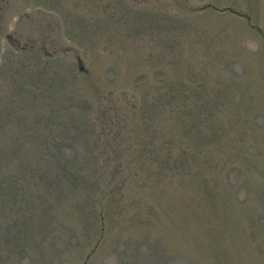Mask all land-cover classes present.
I'll use <instances>...</instances> for the list:
<instances>
[{
    "label": "rangeland",
    "instance_id": "374dc122",
    "mask_svg": "<svg viewBox=\"0 0 264 264\" xmlns=\"http://www.w3.org/2000/svg\"><path fill=\"white\" fill-rule=\"evenodd\" d=\"M0 264H264V0H0Z\"/></svg>",
    "mask_w": 264,
    "mask_h": 264
},
{
    "label": "trees",
    "instance_id": "16d2710c",
    "mask_svg": "<svg viewBox=\"0 0 264 264\" xmlns=\"http://www.w3.org/2000/svg\"><path fill=\"white\" fill-rule=\"evenodd\" d=\"M171 97H173V95H171ZM116 103H114L115 105ZM132 108H136V107H131L130 105L125 106L124 110L121 113L123 118H126L127 115L131 112ZM175 107L173 106H158V105H153V106H142V107H137L136 111L134 112L136 114H141L144 116L145 120H147V123L144 127H139L138 129L140 130V135H138L137 137H139L142 142L139 141H135L134 143H132V146L136 145V144H147L149 148H155V150H157L159 152V154H157V156H155L154 150H150L149 153L150 157L149 159L156 161L158 159L159 163L162 166L166 165V168L170 169L171 167V159L174 155L172 146L168 143L167 140H156V137L151 133V131H154L153 126L157 124V120L158 118L162 115H166L167 117H175ZM154 113V114H153ZM115 123V122H114ZM128 123L126 124H121L122 127H119V122L117 121V125L114 126V128L116 127V129H118V135L121 136V138H123L124 141L129 140L127 134L124 135L123 131L125 128H128ZM120 129L122 131V133H120ZM159 138V137H158ZM157 141V142H156ZM110 143V142H109ZM108 143V144H109ZM110 145V144H109ZM159 149V150H158ZM163 155V158L160 157V155ZM132 154L131 153H127L126 155V161L128 163H130V161L132 160ZM96 156H94L95 158ZM8 190L10 189V186L8 185Z\"/></svg>",
    "mask_w": 264,
    "mask_h": 264
}]
</instances>
